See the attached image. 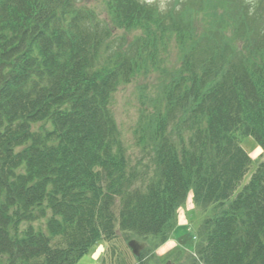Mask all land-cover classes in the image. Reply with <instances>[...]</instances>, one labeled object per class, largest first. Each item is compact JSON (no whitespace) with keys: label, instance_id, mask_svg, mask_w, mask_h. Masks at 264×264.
<instances>
[{"label":"trees","instance_id":"1","mask_svg":"<svg viewBox=\"0 0 264 264\" xmlns=\"http://www.w3.org/2000/svg\"><path fill=\"white\" fill-rule=\"evenodd\" d=\"M72 1L0 0V259L78 264L119 233L151 240L153 254L193 192L207 218L199 259L181 263L264 264V162L238 190L251 164L242 140L264 150V0H174L166 12L108 0L111 23L143 30L153 44L137 42L135 56L114 60L101 51L110 25L100 28ZM165 33L182 66L146 98L153 111L138 131L162 171L135 188L110 103L145 54L156 60ZM41 123L51 131L36 132ZM47 214L45 233L20 231Z\"/></svg>","mask_w":264,"mask_h":264},{"label":"rangeland","instance_id":"2","mask_svg":"<svg viewBox=\"0 0 264 264\" xmlns=\"http://www.w3.org/2000/svg\"><path fill=\"white\" fill-rule=\"evenodd\" d=\"M145 1L149 5L157 6L162 12H166L167 8H170L168 6L174 3V0ZM247 1L249 3L256 0ZM107 4L108 0H74L71 4L72 10H80L84 15L98 21L100 28H102L104 24L110 25L112 33L101 49L103 54H106L104 58L108 59L110 57L114 60L113 57L119 52L128 51L131 57H133L137 54V42L138 44L141 43L147 51V46H152L153 44L149 43L151 41L145 36L144 31L140 29L132 31H126L124 28L119 29V26L111 23L108 18ZM222 15H224L222 10H219V18H221ZM200 19H202L203 22L202 25L199 26V29L200 31H204L208 28V24H206L207 18L200 14ZM94 32L96 35H99L101 31H99V28H95ZM167 35L168 34L165 33L162 40L157 43L155 52L156 60H154V57H151L147 61V56L145 54L142 59L144 64L140 72H137L138 74L136 76L130 77L129 83L117 88L112 95L110 103V108L119 130V142L124 149L129 170L138 173L134 180L133 187L135 188H145L150 184V180H148L149 175H146V173H149L147 170V166H149L148 154L144 149L146 144L143 145L141 140L144 139L145 135L140 139V133L138 134L142 126H144L145 123L147 124L148 115L153 111L151 106L146 105V100L156 96L159 93L161 85L167 82L169 77H172L171 73L182 66V51L175 44L174 40ZM236 44L239 45L238 42H236ZM128 47L132 50H128ZM34 128L36 132L42 130L51 131L50 125L46 123L37 124ZM241 146L248 154L251 164L241 183V187L238 189L239 191L250 182L260 164L264 162V150L253 138L243 139ZM151 176L152 173H150V177ZM192 194L193 193H190L185 208L180 209L177 213V221L181 223V225L175 230L173 235L174 242L179 245L181 249L189 253L195 251V236L200 225L207 218L206 215H203L199 211L186 214L188 209L193 208ZM50 217L51 214H47L46 218L35 220L32 224L23 223L20 227V231H24L28 227L33 226L37 232L45 233L46 223ZM187 223L188 225L186 226ZM128 239H130L129 235L119 233L116 239L99 245V250L94 255V258L97 260L93 259L92 251L90 254L85 255L78 264H138L137 259L134 258L132 251L129 249ZM148 243L151 247L149 248L148 256L144 258L145 260H143L142 264H166L168 261L181 264L182 258L179 260L176 250L170 251L169 242L158 247L153 254L151 253L153 247L151 240H149ZM184 255L186 256L189 254ZM4 260L1 258L0 264H4Z\"/></svg>","mask_w":264,"mask_h":264},{"label":"bare ground","instance_id":"3","mask_svg":"<svg viewBox=\"0 0 264 264\" xmlns=\"http://www.w3.org/2000/svg\"><path fill=\"white\" fill-rule=\"evenodd\" d=\"M148 155V164H149V166H147L148 168H149V170H148V172L149 173H152V176H151V179H155L156 177H158V173H161V172H159V170L160 171H162V167H160L159 166V164L158 163H160L159 162V158L157 157V155L155 154V153H153V152H149V153H147ZM160 168V169H159ZM148 173V174H149ZM190 193H193V192H190ZM190 195V194H189ZM193 195V194H192ZM188 199H189V196H188ZM188 199H187V201H188ZM192 201H193V197H192ZM187 203V202H186ZM193 204V208L192 209H188V211L186 212V214H191V213H193V212H196V211H198L197 209H196V207H195V204L194 203H192ZM186 206V205H185ZM185 206L182 208V209H184L185 208ZM180 225H181V223H178V227H180ZM188 225V223L186 224V226ZM173 235H174V233L171 235V237H170V239L166 242V243H168L169 242V245H170V247H169V249H170V251H172V250H176L177 251V253H178V258H179V252L180 251H183V253L181 254V257H180V259L179 260H181V258H182V260H183V258L184 257H187V256H189V255H193L194 256V258H196V259H199V257H198V255L197 254H195L196 253V248H195V251L193 252V253H189V252H186V251H184L183 249H181V247L179 246V245H177L175 242H174V239H173ZM195 240H196V247H197V243H198V231H197V234H196V236H195ZM149 241V240H148ZM148 241H144V240H142V239H137V238H134V239H131L130 241H129V239H128V246H129V249L132 251V253H133V255H134V258H136L137 259V262H138V259H140V258H142V256H143V258H146L148 255V252L147 251H149V248L151 247L150 246V244L148 243ZM105 242H107V241H103V242H100L99 244H98V246H97V248H96V250H95V252L93 253V259L94 260H97V259H95L94 258V255L97 253V251L99 250V245L101 244V243H105ZM135 242H137V243H140V244H145L146 245V248L145 249H143L141 252H140V255L139 256H136L135 254H134V251H133V248L130 246V244L131 243H135ZM165 243V244H166ZM165 244H163V245H165ZM162 246V245H161ZM160 246V247H161ZM176 248V249H175ZM157 250V249H156ZM155 250V251H156ZM155 251H153V253H155ZM184 254H189V255H184ZM182 256H184V257H182ZM145 260V259H144ZM168 262H170L171 264H176V263H174V262H172V261H168ZM167 262V263H168ZM182 262V261H181ZM166 263V264H167ZM138 264H139V262H138ZM182 264V263H181Z\"/></svg>","mask_w":264,"mask_h":264},{"label":"water","instance_id":"4","mask_svg":"<svg viewBox=\"0 0 264 264\" xmlns=\"http://www.w3.org/2000/svg\"><path fill=\"white\" fill-rule=\"evenodd\" d=\"M130 246L133 248V251H134V254L136 256H139L140 255V252L146 248V245L145 244H140V243H131ZM167 264H171L170 262H168Z\"/></svg>","mask_w":264,"mask_h":264}]
</instances>
